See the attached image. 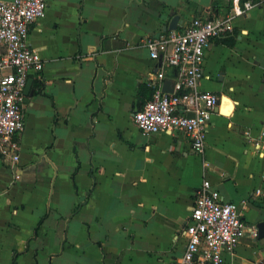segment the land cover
<instances>
[{"label": "crops", "instance_id": "1", "mask_svg": "<svg viewBox=\"0 0 264 264\" xmlns=\"http://www.w3.org/2000/svg\"><path fill=\"white\" fill-rule=\"evenodd\" d=\"M46 1L28 39L44 70L28 79L20 161L0 157V264H180L205 179L246 223L264 221V3L206 51L199 89L221 100L200 157L184 133L133 122L176 78L143 41L175 16L183 32L249 0ZM224 264H264V239L245 237Z\"/></svg>", "mask_w": 264, "mask_h": 264}, {"label": "built area", "instance_id": "2", "mask_svg": "<svg viewBox=\"0 0 264 264\" xmlns=\"http://www.w3.org/2000/svg\"><path fill=\"white\" fill-rule=\"evenodd\" d=\"M262 3L264 0L256 4L249 0L243 6L237 3L226 17L195 18L183 32L171 31L143 41L153 60L162 59L176 72L172 93H164L160 87L133 114L143 135L182 132L194 152L205 156L209 122L221 100L217 94L199 89L205 78L206 51L212 40L234 33L237 18ZM47 9L46 0L0 1V157L15 164L20 161L16 137L25 130V88L30 75L44 70L40 53L30 47V28L46 18ZM253 197L264 202V188H257ZM258 233L257 226L243 220L239 205L222 202L220 193L205 179L194 195L180 264H224L225 255H234L245 237L258 238Z\"/></svg>", "mask_w": 264, "mask_h": 264}, {"label": "water", "instance_id": "3", "mask_svg": "<svg viewBox=\"0 0 264 264\" xmlns=\"http://www.w3.org/2000/svg\"><path fill=\"white\" fill-rule=\"evenodd\" d=\"M180 23V18L178 16H175L170 25H169V30L170 31H175L177 30V27H178V24ZM32 88V81L29 80L27 82V85H26V88H25V95L28 96V95H33V91L31 90ZM164 93H172V89H171V85L170 83H167L165 86H164V89H163ZM190 117H193L192 114L189 115ZM257 229H258V240H263L264 239V221L258 223L257 225Z\"/></svg>", "mask_w": 264, "mask_h": 264}, {"label": "bare ground", "instance_id": "4", "mask_svg": "<svg viewBox=\"0 0 264 264\" xmlns=\"http://www.w3.org/2000/svg\"><path fill=\"white\" fill-rule=\"evenodd\" d=\"M226 104V103H225ZM224 108V107H223ZM229 108L231 109V103H230V105H229ZM223 113L224 114H226L227 112H226V109L223 111Z\"/></svg>", "mask_w": 264, "mask_h": 264}]
</instances>
